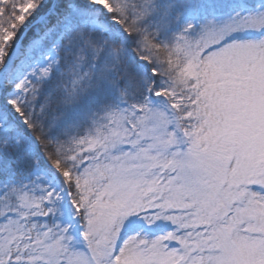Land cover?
I'll list each match as a JSON object with an SVG mask.
<instances>
[{"label": "snow or ice", "instance_id": "snow-or-ice-1", "mask_svg": "<svg viewBox=\"0 0 264 264\" xmlns=\"http://www.w3.org/2000/svg\"><path fill=\"white\" fill-rule=\"evenodd\" d=\"M0 264H264V0H0Z\"/></svg>", "mask_w": 264, "mask_h": 264}]
</instances>
